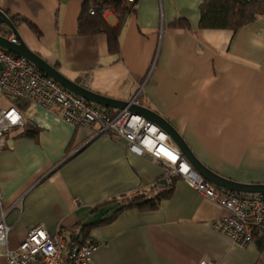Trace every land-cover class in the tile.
Here are the masks:
<instances>
[{
  "label": "crops",
  "instance_id": "obj_1",
  "mask_svg": "<svg viewBox=\"0 0 264 264\" xmlns=\"http://www.w3.org/2000/svg\"><path fill=\"white\" fill-rule=\"evenodd\" d=\"M83 2L0 0V8L35 26L14 25L26 46L68 79L114 99L136 97L209 169L264 183V13L235 31L201 29L202 0H137L111 52L105 33L77 32ZM103 17L116 25L114 10ZM179 18L188 26H171ZM59 113L57 106L25 105L24 121L36 136L21 135L22 126L5 132L0 214L6 211L10 248L41 223L50 233L92 223L86 232L97 243L94 264H264V232L234 244L214 226L227 210L180 178L156 208H127L94 224L111 216L122 196L158 190L164 167L129 151L122 138L91 137ZM0 264H8L1 255Z\"/></svg>",
  "mask_w": 264,
  "mask_h": 264
},
{
  "label": "built area",
  "instance_id": "obj_2",
  "mask_svg": "<svg viewBox=\"0 0 264 264\" xmlns=\"http://www.w3.org/2000/svg\"><path fill=\"white\" fill-rule=\"evenodd\" d=\"M135 1L120 0L126 6ZM113 10V6L101 1H93L88 7L91 15L100 13L103 16ZM0 36L17 42L12 31L1 25ZM0 95L12 102L0 105V149L5 145V132L25 123L20 107L57 106L63 120L88 129L91 137L107 135L122 138L129 151L151 155L164 167L163 185L170 186L174 178H180L204 198L224 207L227 214L219 217L214 226L226 233L234 244L243 247L254 240L255 232H264V194L237 193L216 187L193 169L175 143L156 124L127 110H118L111 116L42 73L25 57L2 47ZM133 100L137 102L136 97ZM157 185L160 187L161 184ZM5 215L6 211H1L0 255L8 264H94L92 255L97 243L78 227L64 232L58 226L50 233L41 223L31 228L17 247L10 248V226ZM198 264L213 263L203 259Z\"/></svg>",
  "mask_w": 264,
  "mask_h": 264
},
{
  "label": "trees",
  "instance_id": "obj_3",
  "mask_svg": "<svg viewBox=\"0 0 264 264\" xmlns=\"http://www.w3.org/2000/svg\"><path fill=\"white\" fill-rule=\"evenodd\" d=\"M93 1H101L106 5L113 6L117 19L115 26L110 25L100 13H96L93 15L89 14L88 4ZM135 5L136 1L133 2L130 6H126L122 4L120 0H84L77 24V32L81 35L103 32L107 36L109 51L117 52L119 49V32L127 16L134 13ZM263 13L264 0H202L199 6L198 26L201 29H223L235 31ZM9 18L14 25L16 20H21L23 22H26L31 29L35 30V26L31 22H28L23 18L18 19L15 16H9ZM2 24L3 22L0 19V25L3 26ZM171 26L187 27L188 23L185 19L179 18L172 21ZM94 105L98 106L96 104ZM23 107H25V105L21 107L22 110ZM100 108L105 110V112H107L111 116L117 113V110L111 108ZM21 128L22 131L20 133L23 136L34 137L37 134V128L28 126L26 123H24ZM172 184L170 186L160 185V189L156 191L150 190L145 192L133 193L130 194V196H122L119 200V207L113 212V214L101 221L95 222L94 224L107 223L108 221L112 220L118 212L127 208H156L163 199H166L170 196ZM91 224L89 223L86 225H81L78 228L84 233H87L86 226H89Z\"/></svg>",
  "mask_w": 264,
  "mask_h": 264
},
{
  "label": "water",
  "instance_id": "obj_4",
  "mask_svg": "<svg viewBox=\"0 0 264 264\" xmlns=\"http://www.w3.org/2000/svg\"><path fill=\"white\" fill-rule=\"evenodd\" d=\"M0 19L12 31L17 39V42L14 43L3 36H0V47L5 49L6 51L15 55L25 57L27 60L33 63L42 73L51 77L60 85L88 102L105 108L127 110L131 113L138 114L149 120L150 122L156 124L169 136L170 140L175 143L181 154L193 167V169L211 184L237 193L264 194V183H240L237 181H233L215 173L207 166H205L194 155L188 144L185 142L180 133L175 129V127L159 113L138 104L133 99L130 101L114 99L106 95L93 92L83 85L68 79L67 77L62 75L53 65L45 61L37 53L30 50L26 46V44L19 36L16 27L14 26L8 15L1 8ZM161 183L165 184V180L162 179Z\"/></svg>",
  "mask_w": 264,
  "mask_h": 264
},
{
  "label": "rangeland",
  "instance_id": "obj_5",
  "mask_svg": "<svg viewBox=\"0 0 264 264\" xmlns=\"http://www.w3.org/2000/svg\"><path fill=\"white\" fill-rule=\"evenodd\" d=\"M91 4H92V2H90V3L88 4V6H90ZM108 21H110V22L113 21L111 16L108 17ZM8 104H12V102H9V101H8V98H7V100H6V97H5L4 95H0V105H8ZM127 196H130V195H127ZM122 200H123V199H122Z\"/></svg>",
  "mask_w": 264,
  "mask_h": 264
}]
</instances>
